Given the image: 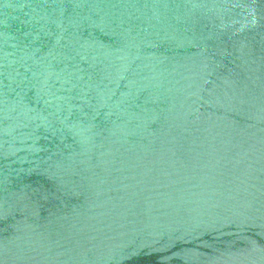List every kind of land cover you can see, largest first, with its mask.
I'll list each match as a JSON object with an SVG mask.
<instances>
[{
    "label": "water",
    "instance_id": "water-1",
    "mask_svg": "<svg viewBox=\"0 0 264 264\" xmlns=\"http://www.w3.org/2000/svg\"><path fill=\"white\" fill-rule=\"evenodd\" d=\"M0 264H264V0H0Z\"/></svg>",
    "mask_w": 264,
    "mask_h": 264
}]
</instances>
